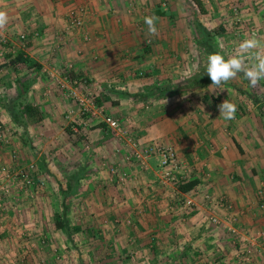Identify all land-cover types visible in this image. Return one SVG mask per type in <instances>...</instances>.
<instances>
[{
	"label": "crops",
	"instance_id": "crops-1",
	"mask_svg": "<svg viewBox=\"0 0 264 264\" xmlns=\"http://www.w3.org/2000/svg\"><path fill=\"white\" fill-rule=\"evenodd\" d=\"M53 1L0 0V8L7 11L9 18L0 34L13 41L17 34L27 33V40L17 45L24 57L10 59L17 52L0 58V120L4 127L14 131L9 144L0 148V164L10 163L15 151L20 152L24 161L36 162L43 174H51L52 178L59 175L53 170L54 162L57 168L56 162L64 166L61 188H53L54 183L51 190L59 189L62 196H69L76 191L71 179L77 178L78 193L74 196L80 195L84 203L69 207L72 214L81 211L85 219L68 221L81 225L82 232H88L85 227L89 225L93 237L101 236L104 227L118 226L114 227L117 234L112 232L116 236L113 239L124 240L121 229L126 220L120 222L121 215L117 213L121 210L132 217V222L127 220V223H132L130 228L136 231V236L129 228L130 239H138L139 235L144 237V242L153 237L158 239L159 246L149 250L154 261L159 258L161 264H169L181 255L187 256L189 261L194 258L195 264L207 260L211 264V259L213 264H236V248L229 239L220 242L223 251L220 248L213 251L224 230L210 226L209 219H205L206 214L209 215L207 202L198 196V209L186 217L178 216L174 210L180 195L178 189L161 183L160 156L147 154L145 150L152 142H162L175 145L178 154L191 164H199L198 157L211 161L205 169L188 166V178H197L199 182L186 193L190 195L200 187L224 193L238 208L249 205L242 222L236 224L251 236L255 232L264 234V208L253 201L263 170L260 162H264V135L258 133V129H262L264 118L257 122L254 117L236 113L239 118L230 121L223 117L221 122L212 118L205 120L203 125H208L206 136L210 140L219 141V129L232 127L235 143L246 151L239 153L234 141L228 138L222 141L230 147L228 151L219 147L216 154H211L212 143L201 149L195 146L192 136L201 121L198 115H188L186 108L189 98L201 97L200 101L218 108L215 102L219 103L222 95L231 102L235 101L231 96L247 95L244 86L235 90L226 83L222 85L223 90H213L211 82L205 86L189 85V80L202 72V67L197 66L203 54L200 57L196 52L200 49L207 53L202 44V27L212 30L213 38H217L214 28L219 22L223 31L219 35L227 47H239L241 38L249 35L248 26L258 28V37L264 41V0L257 1V12L241 11L245 23H237L233 12L218 6L217 2L235 1L230 7L240 4L241 8L250 0H203L207 5L205 14L198 13L192 0H60L57 7ZM76 5L90 10L87 23L80 30H68L67 12ZM152 14L159 18L156 36L149 35L144 23V17ZM86 34H90V41H85ZM70 72L89 79V91L101 113L87 118L86 124H82L85 118L69 95L71 87L66 76ZM187 81L189 86L184 84ZM260 81L262 95L258 94V106L254 109H258L262 117L264 79ZM191 106H199V103L196 100ZM104 115L120 119L129 136L131 133L139 140V148L135 149L126 135L116 137L102 121ZM78 122L80 131L75 134L74 126ZM254 138L257 147L247 152L245 144ZM87 144H90L88 148ZM136 150L144 154L145 159L128 161L126 157ZM244 161H254L258 172L247 167ZM236 162L238 165L234 167ZM115 166L128 172L126 184L112 183L111 168ZM142 209L145 213L137 214ZM217 213L227 217L224 209ZM103 232L107 236V232ZM177 241L184 246L180 253L173 247ZM256 244L257 252L249 253L248 264H264V239ZM214 257L218 259L216 263Z\"/></svg>",
	"mask_w": 264,
	"mask_h": 264
},
{
	"label": "rangeland",
	"instance_id": "rangeland-1",
	"mask_svg": "<svg viewBox=\"0 0 264 264\" xmlns=\"http://www.w3.org/2000/svg\"><path fill=\"white\" fill-rule=\"evenodd\" d=\"M59 1L60 0L53 1V3L56 4V7ZM257 1L258 0L246 1V3L241 8H240V4L238 5L235 4L230 7V4L235 3V1L233 2L224 1L222 3L217 2V5L222 7L225 6L226 8H228L230 13L233 12L234 18L237 23H245L241 16V11L251 10V9L254 11L258 10ZM204 5L206 11L203 14L207 13V5L205 3ZM81 7H85V6L76 5V6H72L68 10L67 13H68L69 21H70V15H69L70 11L77 10L78 8ZM87 11L88 12L86 16L88 18L90 10L87 9ZM198 13L202 14L200 9H198ZM206 16L203 17L207 18ZM87 18L85 25L87 23ZM68 24L69 22L67 23V25ZM219 24L220 23L218 22V25L215 26L214 28L215 33H218V37L213 38V42L216 43L215 46L217 50L219 51L223 49L226 53L234 52L238 47L232 48L226 46L224 40L221 39L222 38L221 35H219L220 32H223L220 29L222 28V25ZM85 25L82 28H84ZM252 27L248 26L247 28L250 30L249 35L255 33L258 36L259 33L258 28L253 27V29L251 30ZM1 34L0 37H7L6 35L4 34L1 35ZM199 36L201 38L202 35ZM248 36L245 34V37H242L241 39L244 40ZM10 40L12 41L11 38ZM20 41H21L20 34L19 36L17 34V39H14L12 41L13 43L12 45L17 46L18 42ZM198 50L199 51L196 52L197 55L201 57V54H203V57L202 59H200L201 61L199 62L197 68L202 67L200 70H204V68H206L207 65L208 54L206 52H203V50L202 51H200V49ZM17 52L19 51L17 50L16 53ZM0 58L2 57L0 56ZM4 58H7V56L3 57V59ZM227 83L231 86H234L235 90H238L239 87L242 86H244L245 87L244 90H246L247 95L245 96L244 94H242V96L237 95L236 97L234 96L230 97V99L232 101L235 100L234 103L236 105L238 104L239 106L237 108L236 113H238L240 116H248L249 118L254 117V119H256L257 122L258 121L261 122L260 119L264 118L263 116L264 114L261 117L258 114V109H254L255 106H258V94L260 93V95H262V92H260V87L262 85L261 81H259L255 86H253L249 82V80L244 77L243 73H239L234 79L230 80ZM184 84L187 85L188 81ZM216 93H218V91ZM219 94L222 95V93ZM200 99L201 97L189 98L187 99L186 102L187 114L198 115V119L201 121V125L198 127V129L195 130V132L193 133L194 135L192 136V138L194 139L195 146H198V148L201 149V147L204 148V145L212 143L213 149L211 150V154H214L219 147H223L228 151L230 147L228 146V144L222 143V141L225 142L226 139L228 138L234 141L235 140L234 139L235 136L233 134L234 129L232 127L229 128L228 126H223L221 129H219V132H221L220 133L221 136L218 139L219 141L213 142L212 140H210V138L206 136L207 134L206 130L208 128V125H203L204 121L212 118V119H218L221 122L223 116L220 115L218 108L212 107L211 103H206L203 102L202 100L200 101ZM225 99L226 97H223L222 95L219 103L215 102V104L219 105ZM196 100L199 103V106L192 107L191 105L195 104ZM244 106L246 108L250 106L251 109H248L249 108L248 107L246 109L248 111L246 112V110L243 109ZM235 118H239V116L236 114ZM74 133L76 134L75 131ZM127 133L129 135V131ZM258 133L264 135V125L262 129H258ZM12 134H14V131H12L11 129L9 130V127L8 128L3 127V129H0V148L6 145V143L9 144V139H10L9 137ZM116 137L119 138V136L117 135ZM256 142L257 141L254 138L253 140H250L245 144L244 148L247 149V152H251L253 151L254 147H257ZM234 144H235L234 147L238 150L239 153H241V151L246 153V151L243 149V147H241V145H239V143L237 142L235 143L234 141ZM166 145L174 147L175 150L177 151L175 145H171V144H166ZM12 154H13L12 160L10 161V163H6L3 165L0 164V264H161L163 263L161 262L162 261L161 258H160L161 261H159V258H156V260L154 261L151 255L152 251H149L159 246L160 243L157 242L158 239L153 237V240L150 241L149 238L148 242H146V240L144 242L143 239L144 237H140V235L137 236L138 239L134 238V240H132L129 238L128 234L130 235L131 233L127 230L131 227L132 223L131 224L130 222L127 223V220H131L132 217H127L126 215H128L127 214L128 212L126 211L117 210L118 215L123 216V217L119 216V218L121 219L120 222L122 220H126L125 224L121 223L123 224L121 230L124 231V233H122L124 240L113 239L116 236L112 234V232L115 231V233L117 234V231L114 229L115 226H112L111 228L108 226L103 228V230L107 232V236L101 229L102 232L101 236L93 237L92 235L94 234L92 233L91 227H89V225H86L85 227L86 230H88V232L85 230H83L84 232H82L81 225L70 224L68 220H71V222L73 221L77 222L79 219L80 220L85 219V216L82 213H80L81 211L78 210L77 211L78 214L77 212L75 214H72L71 209L69 207L72 204L83 205L84 203L83 198L82 199L79 198L80 195L74 196L78 193L77 191L78 182L76 180L77 178L71 179L72 184L76 185L75 193H72L69 196L68 195L62 196V194L59 193L60 192L59 189L61 188V183L64 178L63 177L65 173L63 171V169L65 168L64 166H61L60 163L56 162L59 168L58 169L54 162L53 170H57L59 175L54 176V178H52L51 174H46V173L43 174L42 168H40L36 164V162L24 161V158H22L20 152L16 153L15 151H13ZM180 158L183 159L181 156ZM183 160L188 166L191 167L192 165L193 167L201 166L203 167V169L209 168L210 165L208 164L211 163V161L205 160L204 158L201 157L197 158L199 163L197 165L194 164L193 162L191 164L190 162H187L185 159ZM60 162L63 163L62 158H60ZM243 163L247 165V167L249 166L253 168L255 172L256 171L258 172V168L256 166H253L254 161L252 162L244 161ZM255 163L258 165V162ZM260 163L263 170L261 177L258 179L259 182L256 183L257 190L255 197L253 198V201L258 202V204L262 208H264V172H263L264 162H260ZM237 165L238 163L236 162V164H234V167ZM119 169L121 171H126L123 170V168H119ZM51 172L54 173L55 171H51ZM77 172L78 170L76 169V172L74 173L77 174ZM235 173L236 171L234 169L235 177L233 180H235L237 177ZM188 180H191L190 177L189 178L187 177V181ZM111 181L112 183H115L117 185L122 184L118 181H114V180ZM126 182L124 184H126ZM52 185L54 186L53 188H59V189L51 190ZM195 190L196 192L191 193L190 195H193L195 197L196 202H197V197L200 196L204 199V203H205L206 202L204 195L205 193L211 194L213 202H215L220 198H225L227 202L229 201V197L224 193L218 194L215 191H211L208 189L202 190L200 187H197ZM229 203L232 206L230 207V209H228L229 205H226L227 209L221 207L216 208L214 211H210L208 209L209 215L206 214L205 219L208 220L210 218L211 213L215 212L218 218L222 221V224L215 225L214 223L209 221V223H211L210 226H214L215 228L219 229V231L224 230L222 237H219V241L216 242L217 244L213 251L216 252L217 248L218 249L220 248V250L223 249L224 246L221 245L220 242L222 243L223 240H225V238L226 241L228 242L229 239L230 241L229 243L233 244L232 247L236 248V255H237L236 264H240L239 256L241 254L244 255L245 252L248 255L246 256V260H245L246 264H248V260L250 259L249 253L255 252L257 250L256 243L257 242L260 243V240L263 241L264 234L260 232V236H258L259 232H255L251 236L248 233L249 231H243L240 228V225L236 224L242 222L243 220L242 218H244V215L246 213L245 211L249 205L238 208L236 204H234L232 201H229ZM123 207L125 206L123 205ZM205 207H207V204ZM139 209H141V207ZM223 209L227 214V217L225 218H223L217 213V210L219 211ZM174 210L175 212H177L178 216L184 217L183 208H179V207L177 208V206H175ZM141 213L144 214L145 210L142 209V211L140 212L138 211L137 214H141ZM68 214H70V216ZM57 217H60V219H63L68 222L69 224L68 231L59 229L56 226ZM229 227L232 228L233 231L236 233L237 238L232 237L233 233L229 231ZM92 229H94V227H92ZM129 230H132V233L136 236V231L134 233L133 228H130ZM238 236H240L241 239ZM182 244L183 243H179L177 241L176 243H173V247L174 248L177 247L180 253L184 247L182 246ZM226 245L228 244H225V247ZM260 248H258V252H260ZM229 249L230 247H228L227 250ZM189 252L191 251L189 250ZM191 259L192 261L191 260L189 261L187 256L183 257L180 255L178 259L177 258L175 259V262L173 261L172 263L169 264H195L193 261L194 258ZM211 260H209V262L213 264ZM217 260L218 259L214 257L213 259L214 263H216ZM200 262L201 261H198V264H200ZM201 264H208V260L207 262L203 261Z\"/></svg>",
	"mask_w": 264,
	"mask_h": 264
},
{
	"label": "built area",
	"instance_id": "built-area-1",
	"mask_svg": "<svg viewBox=\"0 0 264 264\" xmlns=\"http://www.w3.org/2000/svg\"><path fill=\"white\" fill-rule=\"evenodd\" d=\"M87 8L81 7L77 10H71L70 11V21L69 24L66 26L68 30L71 28L72 30H80L85 25L86 22V14H87ZM21 41L27 40V33L20 34ZM85 41H90L91 37L89 34H86L84 37ZM12 41L9 37H0V56L6 57V54H16V47L15 45H12ZM66 82L70 85L69 95L75 99L77 102L81 117L85 118V121L82 122V124L87 123V118H93L97 117V115L101 114L96 106V101L93 97V94L89 91V80L86 78L85 75L75 76L71 78L69 75L66 76ZM71 115V112H70ZM98 115V116H99ZM102 121L106 123L120 138L123 135H126L128 137L129 142L131 145L137 149L141 145L139 140L136 139L137 137H134L132 134L130 136L127 134V130L123 127L120 119L115 118L111 115H104ZM4 125L0 120V129H3ZM8 130V129H7ZM10 130V129H9ZM74 131L77 133L80 131V123L78 122V125L74 126ZM89 147V144L86 146ZM139 150V149H138ZM136 150L134 153L129 154L126 158L128 161H134V160H143L145 159L144 154H141ZM146 153L147 154H158L160 156V174H161V183L163 185H173L176 186L178 189V203L177 208H183L184 214L183 216L186 217L190 215L193 211L197 210L198 206L195 200V197L193 195H189L186 192H182L178 185L181 183H184L187 181V177L189 174L190 168L185 163L183 159L180 158L178 152L175 150L174 147L163 144L161 142H152V144H149L146 147ZM128 179V172L127 171H121L118 167H112L111 168V180L118 181L122 184L126 182ZM196 190L193 191L195 193ZM199 194V193H197ZM205 200L207 202V207L210 211H214L216 208H225L227 209L226 205L228 206V209H230L231 204L225 200V198H220L213 202L211 194H204ZM209 221L214 223L215 225L222 224V221L218 218L215 212H212L209 218ZM229 231H231L233 234L232 236L236 237V233L233 231L232 228L229 227ZM260 236V234H258ZM246 256L247 253L245 252L244 255L239 256V263L240 264H246ZM243 258V259H242Z\"/></svg>",
	"mask_w": 264,
	"mask_h": 264
},
{
	"label": "clouds",
	"instance_id": "clouds-1",
	"mask_svg": "<svg viewBox=\"0 0 264 264\" xmlns=\"http://www.w3.org/2000/svg\"><path fill=\"white\" fill-rule=\"evenodd\" d=\"M8 13L0 8V29L8 23ZM155 15L144 17L148 33L151 36L158 34L157 20ZM206 73L210 77V86L213 90H223L222 85L234 79L239 73L255 86L264 79V41L255 33L245 38L239 47L231 53L223 49L213 52L207 57ZM219 113L226 121L233 120L237 112V105L225 99L218 105Z\"/></svg>",
	"mask_w": 264,
	"mask_h": 264
},
{
	"label": "trees",
	"instance_id": "trees-1",
	"mask_svg": "<svg viewBox=\"0 0 264 264\" xmlns=\"http://www.w3.org/2000/svg\"><path fill=\"white\" fill-rule=\"evenodd\" d=\"M192 1L197 5L198 9H200L201 12H205L206 11L204 2L202 0H192ZM201 29H202V33H203V36H204V40H203L202 44L205 47L207 53L211 54L213 52L218 51L216 46H215L216 44L213 42L212 30L210 31L207 28H203V27ZM21 57H24V53L23 52H19L18 54H16V56H14V57L12 56L10 59H12V60L15 59V58L21 59ZM28 60L31 61V59H28ZM68 75L71 78H73L75 76H80L81 74L70 72V73H68ZM189 81H190L189 85H195L196 84V85H201V86H203V85L205 86L206 84L211 82L210 77L206 73V68H204V70H202V72H200L197 75H195ZM198 182H199V180L197 178H194V179H191V180L185 181L184 183L179 184L178 188L182 192H188V191L192 190L198 184ZM68 225L69 224H68L67 221H65L63 219H60V217L56 218V226L59 229H63L65 231H68Z\"/></svg>",
	"mask_w": 264,
	"mask_h": 264
}]
</instances>
